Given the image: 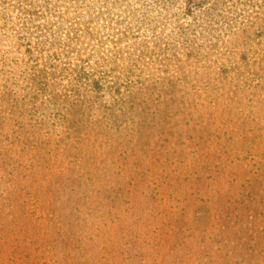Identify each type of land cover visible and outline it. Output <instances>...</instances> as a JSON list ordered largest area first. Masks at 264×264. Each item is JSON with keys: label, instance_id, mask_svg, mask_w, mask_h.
<instances>
[{"label": "trees", "instance_id": "16d2710c", "mask_svg": "<svg viewBox=\"0 0 264 264\" xmlns=\"http://www.w3.org/2000/svg\"><path fill=\"white\" fill-rule=\"evenodd\" d=\"M61 2L69 6L65 13L54 0H0V264H175L169 250L193 241L203 218L216 212L228 225L234 206L241 209L255 184L259 190L264 184V120L237 118L259 127L240 134L244 146L232 151L225 144L234 141L235 124L229 116L218 124L215 118L192 152L194 163L177 161L164 145L182 140L166 133L175 128L167 119L175 118L158 116L163 103L148 100L160 95L148 94L146 73L118 68L120 39L107 35L103 0ZM160 2L158 51L167 57L219 52L225 42L212 30L233 26L214 27L212 6L246 8L240 27H254L256 42L242 57L239 97L229 101L264 111V0H184L178 19L175 0H154ZM42 19L47 24L37 25ZM75 19L85 21L83 33L71 32ZM50 21L67 32L66 42L49 38ZM82 39L87 48L72 52ZM163 62L159 71L168 76L160 78L177 79L171 62ZM158 120H164L160 134ZM235 183L242 191L237 202L205 195L208 188L218 197L234 195ZM184 205L194 208L189 221H167L187 216Z\"/></svg>", "mask_w": 264, "mask_h": 264}, {"label": "rangeland", "instance_id": "374dc122", "mask_svg": "<svg viewBox=\"0 0 264 264\" xmlns=\"http://www.w3.org/2000/svg\"><path fill=\"white\" fill-rule=\"evenodd\" d=\"M54 2L58 3L56 8L61 13H65L69 8L61 0L60 2L54 0ZM175 2V9L172 10L175 15L174 19L180 13L182 15L185 8L184 0H175ZM162 7V2L157 4L154 3V0H103L99 5V8H105L102 11L107 14L105 19L108 20L107 27L110 31L107 35L110 40L113 38H115L114 41L120 39L118 68L123 72L133 70L146 73L148 94L153 92V95H160V97L148 100H158L163 103L157 107L158 116L164 118L166 112H169L170 118H175L174 121L170 119H167V121L169 120L176 129L169 125L170 128L166 133L177 134L178 132L182 136V140L171 139L168 144L164 145L167 147V152L175 153L177 161L194 163L195 158H192V152L199 140L211 132V125L215 118L218 124L219 120L224 121L229 116L235 124H232V126H235L236 129L229 130L234 135V141L231 140L225 144L226 148L232 151L243 148L242 141L239 142L240 134L252 130L258 123L250 124L248 121L237 123L236 119L253 118L254 115L255 120L258 121L259 118L260 121L264 120V111L261 109L260 104L249 102L232 104L229 101L230 97H239L236 93L239 92V89L236 87L241 83L240 76L246 71L242 57L253 40L256 42L254 27H246L245 30L244 27H240L241 24L246 22L245 19H248V17H244L246 16L244 13L246 8L244 7L241 12V6H235L232 3L225 6H221L220 3L214 4L212 11L218 14L215 17L218 24L214 27L218 28L223 24L233 26L231 31L228 30L227 33L221 30H212V34L219 36V39H222L225 45L219 46V52L211 53L209 50L203 52L206 58L202 55L187 58V53L182 51L176 53L173 57L163 55V49L158 51V48L162 45L161 40L164 39V35H160L157 29L162 20L160 14L164 12ZM73 17L74 15H71L69 19ZM206 17L205 14L203 19H206ZM192 20H194V17L185 18L184 21L188 23ZM207 20L216 22L211 16ZM84 22L80 19L71 20L69 24L72 26L70 29H73L71 32L83 33ZM253 22L258 21L254 20ZM49 23V35L51 36L49 38H57L60 43L66 42L67 32H58L56 21H50ZM43 24H47L44 19L37 22L39 26ZM168 34L169 32L166 33V35ZM87 46L88 40L82 39L73 45L72 52L77 54V52L85 50ZM109 46L110 43L106 42L105 48L107 49ZM73 56L69 55L71 58ZM164 60L171 62L172 68L178 73L177 79L174 78L164 82L160 78V76H168L159 71L160 68L165 70L163 64L168 65V63L163 62ZM224 78H227V81ZM168 81H171V83H168ZM153 89L156 90L153 91ZM165 92L175 95L173 98H165ZM169 108L171 111H169ZM250 110L253 111L249 112ZM163 121L158 120L155 122L158 124L155 127L156 134L161 133ZM257 127L253 129V132L258 130ZM207 147H203V149ZM262 147L264 153V143ZM210 148L213 149L214 144L211 143ZM231 172L234 175L233 178H238L235 164ZM227 186L228 184L222 189V194L229 190ZM239 187L240 184L237 186V183H235L233 190L230 189L231 193L229 195L233 194L237 188L240 189ZM261 188H264L262 182H260V190L258 184H255L251 199H248L241 209L234 206V210H236L228 225H224L225 222L219 218V215H216V212L209 219L208 217H201L203 220L197 225L198 231L195 233V239L193 241L189 240L184 245H176L171 248L169 250L170 259H175V264H264V195ZM239 191L242 192L237 190L234 195L225 196L224 194L225 197H218L216 193V195L212 194V188H208L205 195L208 199H211L212 195L214 197L213 202L219 200L223 203L230 198L237 202L240 198ZM245 196H249V192ZM183 207L187 216L183 215L182 218L177 216L167 221H189L194 208L186 205ZM140 209H142V206H140ZM184 254L185 256L182 259L178 258V256ZM174 256L175 258H172Z\"/></svg>", "mask_w": 264, "mask_h": 264}]
</instances>
